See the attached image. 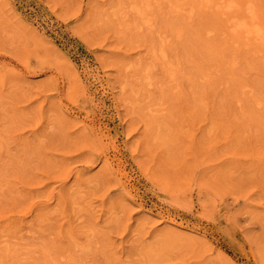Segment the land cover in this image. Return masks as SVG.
<instances>
[{"label":"rangeland","instance_id":"obj_1","mask_svg":"<svg viewBox=\"0 0 264 264\" xmlns=\"http://www.w3.org/2000/svg\"><path fill=\"white\" fill-rule=\"evenodd\" d=\"M228 15L0 0V264H264V44Z\"/></svg>","mask_w":264,"mask_h":264},{"label":"bare ground","instance_id":"obj_2","mask_svg":"<svg viewBox=\"0 0 264 264\" xmlns=\"http://www.w3.org/2000/svg\"><path fill=\"white\" fill-rule=\"evenodd\" d=\"M204 2L208 7H214L216 10L220 11L221 13H231V15H228L227 24L232 29V31H234L235 33L236 32H245V34L247 36L250 35V37L252 36L254 39H256L259 42L264 44V29H263V27H261L257 23L256 15L250 7H247V9L245 11L243 10L244 14L239 15L237 12H239L241 6L239 5L240 3L238 4L235 1L224 2V1H219V0H204ZM225 16H226V14H225ZM161 51H162L161 55L164 57V52H163V50H161ZM172 75H173V73H172Z\"/></svg>","mask_w":264,"mask_h":264}]
</instances>
